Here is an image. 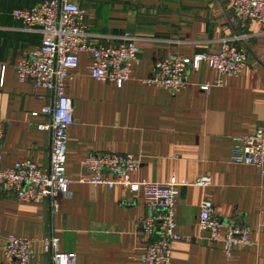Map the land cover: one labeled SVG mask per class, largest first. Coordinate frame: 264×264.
I'll use <instances>...</instances> for the list:
<instances>
[{
  "label": "crops",
  "instance_id": "1",
  "mask_svg": "<svg viewBox=\"0 0 264 264\" xmlns=\"http://www.w3.org/2000/svg\"><path fill=\"white\" fill-rule=\"evenodd\" d=\"M44 0H0V117L4 137L2 167L31 160L49 164L50 132L42 126L50 117L41 112L50 92L19 83L15 66L41 42L38 32L24 31L13 18L15 9ZM94 42L115 44L131 32L137 37L139 63L130 79L117 88L94 79L88 53H79L78 66L66 81L73 101V123L66 142L65 175L73 183L70 196L59 197L58 210L48 200L20 202L0 190V264H18L5 258L8 235L35 240L30 264H51L43 239L54 235L63 252H74L76 264H144L147 241L137 223L148 214L142 190L130 192L92 185L84 159L92 153L132 154L139 168L132 181L164 183L174 178L180 187L175 204V232L170 264H264V175L254 166L230 162L233 139L264 128V23L250 24L257 36L246 43L248 62L222 87L203 91L216 71L203 62L186 74L187 83L173 93L164 86L147 85L154 63L164 57L212 55L220 39L238 29L224 0H76ZM35 113V114H34ZM209 176L211 185H194ZM203 199L213 215L227 224L250 230L254 244L234 247L230 257L220 242L210 243L200 230Z\"/></svg>",
  "mask_w": 264,
  "mask_h": 264
},
{
  "label": "built area",
  "instance_id": "2",
  "mask_svg": "<svg viewBox=\"0 0 264 264\" xmlns=\"http://www.w3.org/2000/svg\"><path fill=\"white\" fill-rule=\"evenodd\" d=\"M230 6L237 20L238 29L220 39L218 51L212 55L197 54L190 58L164 57L154 63L153 71L144 80L147 85L164 86L173 93L179 92L187 83L186 74L198 69L203 62L216 71L213 83L200 86L203 91L211 87H222L227 78L238 76L246 67L248 54L246 43L256 37L250 32V24L264 23V0H224ZM15 20L20 21L24 31L41 34L40 45L27 52L15 66L19 83L30 82L35 89L44 88L50 92L48 103L41 112L50 117L42 128L50 132L49 164L40 168L31 160H24L10 167H2L0 156V190L15 196L20 202L48 200L51 211L58 210L57 199L69 197V186L73 183L65 175L66 142L70 125L73 123V101L65 92L66 81L78 66L79 53L90 57L89 71L94 79L113 83L117 88L126 83L139 63L137 37L124 32L115 44L94 42L85 22V11L76 0H44L31 7L15 9ZM1 74L3 73V67ZM0 74V81H1ZM35 114V113H34ZM4 137L0 117V144ZM230 162L258 168L264 175V128L257 127L250 134L233 139ZM84 166L91 175L87 180L92 185L115 186L130 192L142 190L148 214L137 223L139 233L147 244L141 261L144 264H170L174 243L181 237L175 232V204L179 189L190 183H178L174 178L164 183L147 180L132 181L130 174L137 170L140 161L132 154L112 152L92 153L84 159ZM194 185L206 188L211 185L209 176L199 177ZM198 225L210 243L220 242L227 257L234 247L254 244L248 228L234 223L227 224L222 233L221 220L213 215L209 200L200 204ZM35 240L8 235L4 254L8 261L30 264L33 259L32 245ZM60 240L50 235L43 239L44 252L51 264H76L74 252H63Z\"/></svg>",
  "mask_w": 264,
  "mask_h": 264
}]
</instances>
